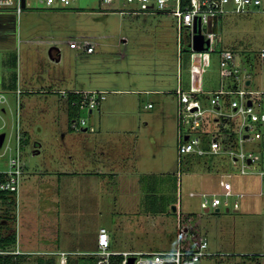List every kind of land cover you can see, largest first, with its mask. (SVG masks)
I'll list each match as a JSON object with an SVG mask.
<instances>
[{
  "label": "rangeland",
  "instance_id": "obj_1",
  "mask_svg": "<svg viewBox=\"0 0 264 264\" xmlns=\"http://www.w3.org/2000/svg\"><path fill=\"white\" fill-rule=\"evenodd\" d=\"M136 5L141 6L139 1L129 4L115 0L106 4L102 0H77L67 14L26 10L19 18L1 16L0 135L5 134V140L0 145V170H7L10 158L16 155L18 122L22 132L26 130L30 135L29 142L25 140L21 145L22 161L28 166L43 168L47 152L53 153L64 142H70H63L60 133L67 131L69 124L71 127L67 101L57 93L39 92H25L18 99L19 84L39 77L48 80V84L52 78L68 89L109 92L100 109L92 114L84 109L77 118H87L88 123L102 127V138L113 145L117 174L113 180L92 178L66 186L56 214L60 246L51 245L55 249L75 251L82 248V242L93 246L94 233L102 225L108 228L120 250L174 249L178 220L172 206L179 199L180 170L177 100L173 91L180 81L196 88L204 80L219 77V52L224 48L234 49L239 63L250 69L252 88L264 89V69L259 59V52L264 49V0L261 8L221 18L211 51H195L184 45L179 52L173 16L120 12ZM54 41L59 43V61L49 56L50 43ZM38 84L40 87L41 82ZM147 90L155 92L146 93ZM203 101L210 108L208 101ZM222 111L232 115L227 127L237 133L235 129L242 116L234 114L230 106ZM214 116L227 118L208 112L202 131ZM260 127L264 130V124ZM212 128L227 132L213 121ZM35 141L43 143L39 150L44 155L35 154ZM87 145L98 148L93 137L87 139ZM243 149L254 151L261 158L260 142H246ZM201 159L193 157L192 168L184 161L180 171L184 218L190 214L188 211H194L190 225L208 240L212 254L198 264H264V196L258 195L262 189L260 175L241 174L229 157ZM204 162L215 165L209 170ZM258 165L264 169L263 163ZM223 178L239 180L241 187L233 188L221 181ZM192 190L214 192L222 199L227 192L232 194V201L239 193V201L251 205H244L240 212L228 211L224 206L220 211H205L199 206L198 197H189ZM38 216L45 222V215ZM49 217L53 218L54 213ZM37 258H23L22 263L37 264Z\"/></svg>",
  "mask_w": 264,
  "mask_h": 264
},
{
  "label": "built area",
  "instance_id": "obj_2",
  "mask_svg": "<svg viewBox=\"0 0 264 264\" xmlns=\"http://www.w3.org/2000/svg\"><path fill=\"white\" fill-rule=\"evenodd\" d=\"M77 0H0V12L13 11L19 17L27 9H53L56 7H71ZM103 3H114L115 0H102ZM133 4L137 1L141 4L130 9L120 10L125 14H147L168 13L173 16L177 30L178 51L182 52L184 45L193 50V42L196 34L204 36L210 43V50H214L217 32L210 28L213 20L229 14H243L252 9L261 8L262 0H126ZM220 76L228 81L230 87L222 86L216 91H185L178 85L174 94L177 98L178 116V155L180 160L187 155L207 156L226 155L234 167L243 175L258 173L262 179L261 195L264 196V169L259 168V162L264 164V90H250L246 88V82L251 79L252 74L243 63L237 60L238 53L232 49H221L219 52ZM259 59L264 65V49L259 52ZM21 91L18 90V94ZM63 96L71 93L60 92ZM76 97L71 100V106L79 112L87 109L95 110L106 98L107 91L104 90H76L72 92ZM231 97L229 106L234 114L242 116L234 137L226 136L221 131H212L205 134L201 127L208 112H214L224 121L230 120L228 115L220 108L222 102ZM208 101L210 108L203 102ZM219 118V117H218ZM71 128L80 132L86 130L94 131L89 127L86 118L79 120L77 117L71 121ZM17 149L16 155L9 161L7 170H0V194H16L19 191L20 181L24 174L21 145L26 136L17 124ZM249 141H258L262 147L261 158L254 151H245L244 144ZM259 166V167H258ZM181 177L180 172L178 173ZM181 185L179 181V186ZM193 195V193H191ZM230 195L224 193L225 199L217 193L202 194V207L205 209H219L226 207L229 211H239L238 200L230 201ZM239 197V194L236 195ZM181 199L177 206V247L167 251H116L111 249L109 231L101 227L98 233V249L95 254L97 264H112V258L122 256L120 264H198L201 259L212 254L208 251V240L201 237L192 227H187L186 218L180 209ZM60 264H66V256Z\"/></svg>",
  "mask_w": 264,
  "mask_h": 264
},
{
  "label": "crops",
  "instance_id": "obj_3",
  "mask_svg": "<svg viewBox=\"0 0 264 264\" xmlns=\"http://www.w3.org/2000/svg\"><path fill=\"white\" fill-rule=\"evenodd\" d=\"M27 10H30V11L39 10V11H44V13H51V14H67L72 10V7L65 8V7L59 6L53 9H35L34 8V9H27ZM3 14H5V16L15 15L17 18L20 17V16L18 17L17 14L14 13L13 11L0 12V17ZM1 19L2 17L0 18V30H2V26H3L1 23L2 22ZM220 22L221 20H218V21L213 20L210 24V28L218 33L220 30ZM50 44H52V47L50 49L52 50L53 56L55 57V59H52V60L59 61L60 59L56 60L57 57L61 58V55H60L61 51L58 47L59 43L54 41ZM245 58L249 60L246 56ZM262 66L264 69V65ZM248 70L250 71V69ZM47 81L48 80H45L44 78L39 77L38 80L27 81L25 85L19 84L17 88V98L19 99V96L25 92L27 93L39 92L42 94L57 93L61 95L60 97L62 99H65L67 101V108H68V112H67L68 119L67 120L69 124L73 119H75V116L71 117V114L73 112L72 110H74L73 109L74 107L70 106V103H69V100H71L72 97L73 98L76 97L74 96L72 92L76 90H84V89H78V88L68 89L65 87H61L62 84H58L59 82L53 80L52 78L49 79L50 82L48 84H47ZM38 82H41L40 87H37V85H39ZM229 84H230L229 82L221 78L220 74H219V77L212 78L211 80H208V81L204 80V82H202V84L196 88L193 87L194 84L189 83L186 86H184L182 81L179 82V85L185 91H216V90L221 89L222 86L230 87ZM253 84H254V81H253V74H252L251 79L248 80L245 84L246 88L250 90H264V89L252 88ZM197 88H200V89H197ZM18 90L21 91L20 94H18ZM61 91H68L71 93L67 94V96H63L60 93ZM145 92L154 93L155 91L152 92V91L147 90ZM173 94H174V91H173ZM174 96L176 98L175 94ZM222 103L223 104H221L220 106L221 109H223L224 107L227 108V106L229 107V97L226 98ZM99 109H100V106H99ZM75 111L76 113H81V111L79 112L77 109ZM93 111L94 110L89 111V114H92ZM212 121L216 122V124H219L220 127L222 126L224 130L231 132L227 127V125H229L230 120L226 122L222 120V118L220 119L214 116L213 119L209 120L210 123L207 129L203 131L205 134L210 133L212 131H221L222 134L223 133L225 134V132L221 129L214 130L212 128ZM87 124L89 127H93L94 131L86 130L85 128L83 131L77 132V131H74L70 127V124H69L67 131L61 130L60 133H61L62 141L64 142L65 140H68L70 142H67V143L64 142L65 144L64 146H60L56 149H54L53 147L54 149L53 153L47 152V154L44 155V153H42V151L39 150L40 148L43 147V143H41L40 141H35L34 145H35V148H37L35 150V154L41 155V156L44 155L43 156V162H44L43 168L28 166L23 160L24 161L23 162L24 174L22 176L21 184L19 186V191L16 195L17 245L14 249L16 254L24 255L25 256L24 258H27V257L32 258L35 256L38 258H49L50 257V258H54L58 264H60V261L63 257L62 253L65 254L67 261L68 259L80 260V258H83V257L84 258L96 257V255L94 254L96 250L98 249V233L101 227H106L105 225H102L99 229L95 231L94 236H93V241H94L93 246H92V243L90 242L89 243L82 242V245H81L82 248L76 249L75 251L65 250V249H60V248L59 249L53 248L55 244H58V246H60V238L57 235L58 233L57 227L59 225L58 224L59 218H58V215L56 214L59 210L58 206L60 205V201L62 202V196L64 194V191L66 190V186H69L71 184L74 185L80 182L81 180L87 181L92 178L100 180V181L107 180V179L113 180L114 176L117 174L115 171L116 162L114 160L115 158L113 154V151H114L113 145L110 144V142L109 143L105 142V138H102L104 135L102 131V127H99L98 129L94 124H91L88 122ZM235 130L237 132L238 126L236 127ZM23 132H24V135L26 136V141L29 142L30 140L29 132L26 130H23ZM90 137H93L96 144H98L96 146L98 147L97 149L96 148L92 149L90 146L87 145V139ZM196 156L197 155H193V156L187 155L180 160L179 155H178L179 170L181 171V169H183V166L184 164H186V162L188 163L187 164L188 168L189 167L192 168L191 160L193 159V157L195 159ZM210 156H212L213 159L215 158L216 160L217 158L227 159L228 157L226 155H207V156H202V157L199 156V158H202L201 160L203 159L205 160V158L210 157ZM204 164L206 166V169L211 170L213 166L215 165V162L211 164L212 167L207 162L206 163L204 162ZM216 169L219 170V168H216ZM180 174H181L180 178H182V172H180ZM180 178H179V181L181 185L179 186V190H180L179 198L181 199L182 193H183V186H182V180H180ZM221 181H226V183L231 185L233 188L234 186L241 187L239 184L240 183L239 180H234L235 181L234 182L229 179L226 180L223 178L221 179ZM261 182H262V179H261ZM242 187L244 186L242 185ZM244 192L246 191L244 190ZM191 193H193V195H191ZM203 193L212 194L214 192L212 193L194 192L192 190L188 192V195L189 197H192V198L198 197L200 200L199 206L202 208V194ZM238 194L239 193H236V195ZM258 195H261V191L258 193ZM239 197H240V194H239ZM238 198L236 197L235 200H238V202L240 203V209L239 211H236V212H240V210H242L244 205L247 207L251 205V202L242 203L239 201ZM230 201L233 202L232 200ZM175 206L177 207L178 203L175 204ZM181 208H182V200H181L180 209ZM188 212L190 214L186 215L187 227H192L194 229V226L190 225V219H191L190 216L192 215L191 212H194V211H188ZM51 213H54L53 218L49 217ZM38 214L45 215V222H42V219L41 217L38 216ZM33 221H35L34 224H33ZM109 235H110L112 250L127 251V250L118 249L115 246L112 235L110 233ZM51 245H53V247ZM176 247H177V244H176Z\"/></svg>",
  "mask_w": 264,
  "mask_h": 264
},
{
  "label": "trees",
  "instance_id": "obj_4",
  "mask_svg": "<svg viewBox=\"0 0 264 264\" xmlns=\"http://www.w3.org/2000/svg\"><path fill=\"white\" fill-rule=\"evenodd\" d=\"M73 99L72 97L71 100ZM71 100H69L70 106ZM73 109L71 117L75 116L76 118L79 113H76L75 108ZM225 134L226 136H231V138L235 135V133L229 131L225 132ZM16 208V194L3 193L0 203V264H23L22 260L25 256L16 254L14 250L17 245ZM121 260L122 256H115L112 258V264H120ZM37 264H57V262L53 258H37ZM66 264H97V259L96 257H83L75 261L68 259Z\"/></svg>",
  "mask_w": 264,
  "mask_h": 264
},
{
  "label": "water",
  "instance_id": "obj_5",
  "mask_svg": "<svg viewBox=\"0 0 264 264\" xmlns=\"http://www.w3.org/2000/svg\"><path fill=\"white\" fill-rule=\"evenodd\" d=\"M193 50H195V51H209L210 50V43L208 40L204 39L203 35L198 33V34H196V36L194 38ZM49 56L51 59H55L51 49L49 51ZM59 59H60V57L56 58V60H59ZM4 140H5V134H1L0 135V145H2L4 143ZM0 203H1V194H0ZM172 210L174 212H176L177 207L175 205H173ZM205 211H208V209H206ZM216 211H219V209H217ZM130 264H133V259H131Z\"/></svg>",
  "mask_w": 264,
  "mask_h": 264
}]
</instances>
